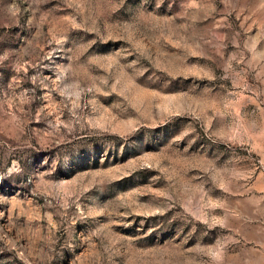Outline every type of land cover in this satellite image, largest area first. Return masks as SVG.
I'll list each match as a JSON object with an SVG mask.
<instances>
[{"label": "rangeland", "instance_id": "obj_1", "mask_svg": "<svg viewBox=\"0 0 264 264\" xmlns=\"http://www.w3.org/2000/svg\"><path fill=\"white\" fill-rule=\"evenodd\" d=\"M0 264H264V0H0Z\"/></svg>", "mask_w": 264, "mask_h": 264}]
</instances>
